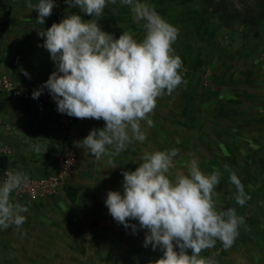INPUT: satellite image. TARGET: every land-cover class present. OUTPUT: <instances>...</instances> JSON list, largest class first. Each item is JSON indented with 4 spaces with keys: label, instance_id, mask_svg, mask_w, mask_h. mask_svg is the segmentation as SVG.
Here are the masks:
<instances>
[{
    "label": "clouds",
    "instance_id": "9594fccd",
    "mask_svg": "<svg viewBox=\"0 0 264 264\" xmlns=\"http://www.w3.org/2000/svg\"><path fill=\"white\" fill-rule=\"evenodd\" d=\"M69 7L91 16L82 19L70 14L47 30L39 32L40 45L50 54L55 66L48 79L32 92L38 99L47 90L57 111L76 118L103 120V128H93L79 142L96 160L107 156V164L135 142H144L147 128L153 127L150 115L157 99L172 95L181 84L183 61L176 54L179 29L163 18L149 0H64ZM119 3L129 8L132 21L142 24L144 35L136 39L131 31L118 38L102 30L98 23L106 6ZM37 12V23L44 24L56 0H37L27 5ZM29 77L27 72H24ZM254 150L259 145L248 141ZM39 151V147L36 148ZM178 149L145 152L134 171H123L122 192L109 190L104 204L108 213L125 229L135 234L145 229L143 246L159 248L163 255L149 264H217L201 253L217 241L230 249L244 224L235 207L220 209L215 189L224 172L236 188L235 202L244 206L249 196L235 171L228 165L223 172L214 168L205 173L199 161L187 163V173L170 174ZM29 174L18 166L0 180V231L19 228L29 213L27 203L12 199V194L27 187ZM130 220L138 221L130 224ZM190 250V254H189Z\"/></svg>",
    "mask_w": 264,
    "mask_h": 264
},
{
    "label": "rangeland",
    "instance_id": "374dc122",
    "mask_svg": "<svg viewBox=\"0 0 264 264\" xmlns=\"http://www.w3.org/2000/svg\"><path fill=\"white\" fill-rule=\"evenodd\" d=\"M1 3L2 0H0V5ZM168 22L176 26L174 21L168 20ZM246 30L248 35H253V31H255L250 26L247 29L243 28V32ZM143 32V29L138 31L136 39H141ZM179 34H181L180 31ZM260 35L262 36V34ZM177 40L178 42H175L173 48L183 61L182 74L187 83H191V74L197 73L198 70H206L211 63L207 59V54H198V48L203 50V47H206V50L210 48L211 51L216 49L220 51L226 47L237 54L242 51L246 55V60L243 61L245 67L240 76L235 77L234 73L241 70L240 67V69L237 68L238 60L232 59L230 53L226 59L221 52L217 53L219 59L216 62L220 67L222 65L223 68L224 65L235 71L232 72L233 74H229V90L227 92L207 91L204 85L209 80L204 79L201 85L200 96L202 99L206 100L210 94L215 100L222 99V95L227 98L229 105L225 110L226 115H230V118L226 120V123L218 124L212 121V123H208L209 121L202 123L203 113L204 121L208 119L206 117L208 108L202 109L203 112H198L196 108L192 109L191 107L163 108V146L161 150L171 148L179 150L177 157L174 158V166L170 169L172 176L178 173L186 174L187 163L192 158L198 159L200 168L205 173L211 172L214 168H219L223 172L224 165H228L231 170L236 172L244 185L245 193L249 196L245 205L241 207L236 204L234 199L236 188L229 182L227 172H224L215 189L214 199L220 209L235 207L237 213L244 217L245 222L240 226L239 235L230 249H224L221 242L217 241L215 247L203 251L201 255L212 256L217 264H240L242 262L244 264H263L264 60L261 58V51L264 48V35L255 43L241 44L234 41L221 46L198 44L189 33L182 39V42L180 36ZM195 80L198 81V79ZM211 81L218 84L223 80H219V77L215 76ZM185 100H191L190 94ZM19 115H21L20 108L8 105L0 95V158L6 159V169L3 171L0 169V180L5 178L6 172L21 166L22 159L38 163L35 170L24 168V171L30 176V181L47 175L54 167L51 151L54 152L59 148L61 137L58 131L48 140L33 138L31 134L27 138L20 139L19 124L17 123ZM199 120L202 121L198 122ZM212 120L214 121V118ZM75 135L81 142L76 129ZM249 140L259 145V149L251 148ZM149 143L150 140H146L143 143L145 147L142 151L137 149L136 168L142 162L140 157L143 154L140 152L159 150L160 146L157 141L152 150H149V146H147ZM19 146L24 148V157L18 154V150L23 151V148H19ZM37 147H39V151L36 150ZM8 159H10V164H8ZM72 172L63 180L62 187L71 186L69 177ZM95 175L93 172L80 173V181L83 180L82 183L87 185L86 191L88 192L84 189L74 204H70L62 196V193L32 198L22 191L24 188L14 192L12 199L21 204L27 203L29 213L25 214L26 222L19 228L13 225L0 231V264H87L93 262L94 264H149V261L161 258L163 252L159 248L153 250L151 245L147 248L143 246L145 229H138L133 234L131 227L125 229L123 225L114 231L115 234L119 233L122 246L119 245V241L116 243L113 241L98 242L93 236L84 235V242L76 246L80 249L71 250L68 248L66 241L69 242L71 236L68 224H71V219L74 218L73 214L108 211L105 205L90 202L89 193L91 186L96 183ZM89 176L94 179L88 178ZM110 182L111 180L104 179L101 185L106 188ZM122 183L123 180L116 185L118 187L116 189L121 192ZM102 186L99 188L103 190ZM104 191L106 193L107 189ZM104 221L106 222V220ZM89 222L92 224L97 220ZM129 223L138 225V221L135 220H130ZM121 231H123L122 234ZM86 232L89 231L85 229L84 233ZM73 244L71 243V245Z\"/></svg>",
    "mask_w": 264,
    "mask_h": 264
},
{
    "label": "crops",
    "instance_id": "0c3cea01",
    "mask_svg": "<svg viewBox=\"0 0 264 264\" xmlns=\"http://www.w3.org/2000/svg\"><path fill=\"white\" fill-rule=\"evenodd\" d=\"M28 2L29 0H2L3 4L1 3L0 5V71L8 75L18 85L36 89L55 71V66L50 59L49 52L40 46L43 44V38L39 35V32L47 30L53 23H59L67 15L73 13L80 14L84 20H89L92 17L80 12L78 6L70 8L69 5L65 4L64 0H56L57 6L54 7L52 14L45 18V23L42 25L36 22L38 14L36 10H31L27 6ZM30 2L36 4L37 0H30ZM149 3L154 5L156 10L164 13L167 21H174V24L181 32L178 35L181 37V42L188 33L198 44H218L220 46L234 41L241 44L255 43L260 38H263L264 35V0H149ZM174 12L175 14H173ZM98 23L102 26V30L113 33L116 38L119 37L122 31H131L136 38L138 31L143 29L142 24H136L132 21L129 8L121 6L118 2L116 4L109 3L106 6L104 14ZM249 26L253 30L255 29L253 31L254 36L248 35L247 30L243 32V28L247 29ZM197 51H199L198 54H207V59L211 61L210 66L206 70H198L197 73L191 74V83H186V85L181 84L172 95H164L157 99V106L150 115V118L154 122L153 127L147 128L146 125L144 126L147 134L146 140H150V143L147 144L149 150L153 149L152 147L156 144V141L160 146L159 150L162 149L163 108L191 107L192 109L196 108L198 112H203L202 109L208 108V115L206 116L208 119L204 121L205 117L203 113L202 123L209 121L208 123L217 122L218 124H225L226 120L230 118V115H226L225 110L229 105L226 100L227 98L222 95V99L215 100L211 97V94H208L209 96L206 100L202 99L200 96L202 91L201 85L204 79L209 80L204 85L207 91L227 92L229 90V74L235 71L233 68L228 69L224 65L223 68L222 65L220 67L219 63L216 62L219 59L217 53L221 52L225 55V59L230 53L232 59L238 60L236 63L238 65L237 68L240 67L241 70L234 73L235 77H239L242 73L241 71L245 67L243 61L246 60V55L242 51L237 54L226 47H223L220 51L217 49L211 51L210 48L206 50V47H203V50H199L198 48ZM24 72H27L30 78L26 77ZM215 76H218L219 80L223 81L218 84L213 83L211 80ZM195 79H198V81ZM188 94L191 96L190 101L185 100ZM0 95L3 100L7 101L8 105L17 106L21 110V115L17 119L20 139L27 138L31 134L33 138L37 137L39 140H48L50 136L57 133L50 111L37 110L31 112L25 107L9 101L2 94ZM74 118V126L81 141L88 135L91 129L103 128L105 124L102 119ZM212 118H214V121ZM201 121L199 120L198 122ZM145 141L142 143L134 141L124 152L114 158L113 165L107 164V156L102 157L99 161L96 160L81 143L77 152L76 165L69 177L71 179V186L79 190L76 201L82 195L83 190L85 189L86 191L87 186L82 183L83 180L80 181V173L93 172L96 174V183L94 186H91L89 193L90 202L105 205L104 201L107 192L109 190H118L116 189L118 188L116 185L117 183L120 184L123 180L121 173L136 169L137 149L142 151L145 147V144H143ZM19 148L23 147L19 146ZM51 152L53 154V150ZM24 153V148L23 151L18 150V154H21L23 157ZM140 153L144 154V152ZM28 161V159H22L20 167L23 170L24 168L28 170L37 169L38 163ZM8 164H10V159H8ZM27 165L29 167H26ZM88 178L94 179L92 176ZM104 179L111 180L106 188L101 185ZM101 186L107 189L106 193L104 189L99 188ZM93 187L95 188L93 189ZM59 193H62V196H64L62 186L57 194ZM73 216L71 224H68L71 236L69 233L70 241H66V245L69 249H80L76 246L84 242V235H91L98 242L113 241L116 243L119 241V245H121L122 240L119 233L115 234L114 232L118 230L121 224L117 223L108 211L101 213L80 212L79 214H73ZM94 219L97 222L90 224L91 222L89 221ZM101 221L104 222L101 223ZM83 225L86 228L82 227ZM85 229L89 232L84 233ZM120 233L122 234L123 231ZM71 243H74L75 247ZM262 263L264 264V259ZM87 264H94V262Z\"/></svg>",
    "mask_w": 264,
    "mask_h": 264
},
{
    "label": "built area",
    "instance_id": "2783aa9c",
    "mask_svg": "<svg viewBox=\"0 0 264 264\" xmlns=\"http://www.w3.org/2000/svg\"><path fill=\"white\" fill-rule=\"evenodd\" d=\"M157 12L166 19L164 13L159 10ZM261 58L264 60V48L261 51ZM36 89L20 86L8 75L0 71V94L9 101L23 106L31 112L37 110L50 111L56 129L61 137L59 148L53 152L54 167L47 175L30 181L29 185L22 189L25 194L32 198L46 195L52 196L58 193L63 180L70 175L76 165L79 144L74 129L75 118L59 113L55 102L47 90L38 99H33L32 92Z\"/></svg>",
    "mask_w": 264,
    "mask_h": 264
},
{
    "label": "trees",
    "instance_id": "16d2710c",
    "mask_svg": "<svg viewBox=\"0 0 264 264\" xmlns=\"http://www.w3.org/2000/svg\"><path fill=\"white\" fill-rule=\"evenodd\" d=\"M0 169L2 171L6 169V159L5 158H0ZM63 193H64V196L66 197V199L70 203L73 204L77 199V195L79 193V190L75 187L67 185V186H63Z\"/></svg>",
    "mask_w": 264,
    "mask_h": 264
}]
</instances>
